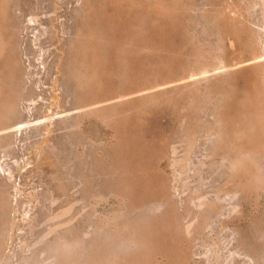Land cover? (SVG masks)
<instances>
[{"label": "rangeland", "instance_id": "1", "mask_svg": "<svg viewBox=\"0 0 264 264\" xmlns=\"http://www.w3.org/2000/svg\"><path fill=\"white\" fill-rule=\"evenodd\" d=\"M0 264H264V0H0Z\"/></svg>", "mask_w": 264, "mask_h": 264}, {"label": "bare ground", "instance_id": "2", "mask_svg": "<svg viewBox=\"0 0 264 264\" xmlns=\"http://www.w3.org/2000/svg\"><path fill=\"white\" fill-rule=\"evenodd\" d=\"M209 71V70H208ZM75 72V71H74ZM178 74V73H177ZM101 77V76H100ZM182 78V77H181ZM81 80V79H80ZM145 88V87H144ZM89 89V88H88ZM142 90V89H141ZM150 90V89H149ZM87 91V90H86ZM88 91H90V90H88ZM97 92V91H96ZM99 92V91H98ZM141 92V91H140ZM91 93V92H90ZM100 93V92H99ZM98 96V95H97ZM106 96H108V95H106ZM120 96L122 97V95L120 94ZM126 96V95H125ZM257 96V95H256ZM89 97V96H88ZM92 97V96H91ZM95 97H96V95H95ZM100 97V96H99ZM84 99V98H83ZM98 99V98H97ZM106 99V98H105ZM104 99V100H105ZM107 99H109V98H107ZM110 99H111V97H110ZM89 100H91V99H89ZM99 100V99H98ZM104 100H100V101H104ZM79 101V100H78ZM92 101V100H91ZM33 102V101H32ZM98 101L96 100V103H97ZM98 104H103V103H101V102H99ZM93 106V105H92ZM84 109H87V108H85L84 107ZM239 114H242V113H239ZM252 118V117H251ZM203 127V126H202ZM245 127V126H244ZM199 128V127H198ZM21 129V128H20ZM9 131V130H8ZM2 132V131H1ZM244 133V132H243ZM57 168V167H56ZM58 169V168H57ZM89 170V169H88ZM63 172V171H62ZM70 181V180H69ZM58 182V181H57ZM65 182V181H64ZM63 185V184H62ZM61 188H63V187H61ZM66 188V187H65ZM256 188V187H255ZM57 190V189H56ZM61 190H63V189H61ZM66 190V189H65ZM64 191V190H63ZM67 191V190H66ZM65 192V191H64ZM70 199V198H69ZM10 204V203H9ZM10 206V205H9ZM235 208H236V206H235ZM235 208H234V210H235ZM4 211H5V209H4ZM7 212H9L8 211V209L6 210ZM5 211V212H6ZM2 219V218H1Z\"/></svg>", "mask_w": 264, "mask_h": 264}]
</instances>
